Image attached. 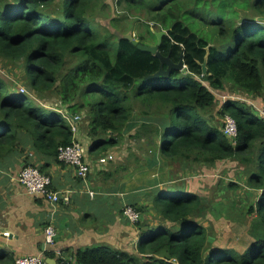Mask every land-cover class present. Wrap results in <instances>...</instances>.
<instances>
[{"label":"trees","instance_id":"16d2710c","mask_svg":"<svg viewBox=\"0 0 264 264\" xmlns=\"http://www.w3.org/2000/svg\"><path fill=\"white\" fill-rule=\"evenodd\" d=\"M54 1L0 0V58L21 66L28 89L14 91L0 78V162L20 148L58 160V147L74 140L73 116L82 117L79 127L88 120L89 154L104 156L133 127L141 105L146 119L134 137L150 142L155 165L158 152L171 165L213 168L230 160L246 167L247 184L256 192L248 211L257 213L263 231L241 250L213 245L208 228L195 218L205 211L203 196L174 187L159 191L153 204L173 225L141 218L135 253L100 244L82 249L74 260L59 257L57 264H264V119L239 97L217 108V92L227 89L264 98V0H119L128 12L123 21L133 10L147 14H132L147 27L148 36H135L140 43L156 44L155 31L166 30L160 53L186 65L150 79L162 65L157 55L140 50L116 23L103 34L97 29L102 25L91 11L107 7L106 0ZM44 94L57 96L63 110L32 97ZM227 115L237 121V136L223 131ZM37 163L27 160L24 167L45 172ZM46 255L56 258L54 252ZM15 260L0 248V264Z\"/></svg>","mask_w":264,"mask_h":264},{"label":"crops","instance_id":"0c3cea01","mask_svg":"<svg viewBox=\"0 0 264 264\" xmlns=\"http://www.w3.org/2000/svg\"><path fill=\"white\" fill-rule=\"evenodd\" d=\"M252 104L257 110L264 101ZM79 128L77 135L88 146L87 129L83 124ZM27 160L44 166L45 172L52 177V188L70 194V203H51L28 194L19 182V174ZM224 162L235 161L220 163ZM133 171L130 166L111 161L93 169L89 178L83 180L78 178L75 167L39 156L32 148L24 153L20 148L17 154L13 153L0 162V248L8 249L15 257L37 254L44 246L45 228L53 225L57 231L53 246L55 260L59 257L74 260L82 249L100 244L135 253L140 228L130 223L122 210L125 205L134 203L154 207L152 200L161 188L154 191L155 195L145 192L146 186L135 185ZM150 213L151 210L145 212L144 217L149 219L150 225L171 224Z\"/></svg>","mask_w":264,"mask_h":264},{"label":"rangeland","instance_id":"374dc122","mask_svg":"<svg viewBox=\"0 0 264 264\" xmlns=\"http://www.w3.org/2000/svg\"><path fill=\"white\" fill-rule=\"evenodd\" d=\"M60 1L62 0H55L54 5L57 6ZM118 1L119 0H106L108 3L107 7L103 9L96 7L95 10L91 11L92 14L96 15L98 21L101 22L102 26L99 25L97 27L100 33H106V27L115 30L118 25L119 29L128 31V34H133L137 39H140L141 33L148 36L147 27L141 22H135L136 19L133 17V15H136L140 16L142 19H146V12L143 10H133V15L131 14L129 18L123 21V15L128 12L125 10L124 5L118 4ZM117 17L120 18V21L114 22V18ZM115 23L117 25H115ZM22 73L23 70L19 64L0 58V78L14 91L28 94L25 83H22ZM229 87H231L230 84ZM228 91L229 89L220 91L221 93L217 92L219 97L217 108H220L229 98L239 97L251 103L264 101L262 97L255 98L247 94L236 96ZM32 97H34L36 103L41 104V102H43L50 109L63 110L59 98L54 94ZM143 109L141 105L136 107L134 123H132L133 127L130 129V132L128 131L129 133H125L121 142L106 152L116 156L114 162H118L122 164V166L132 167L134 170L132 179L135 185L146 186L145 192L150 191L153 192L154 195V191L157 189L161 188L160 191L166 192L169 189L172 190L174 187L184 189L186 192L202 195L205 211L196 214L195 218L199 223L208 228L210 240L213 242V245L226 244L227 246L241 250L253 238L261 237L263 231L257 213L255 212L254 214L248 211L251 204L256 199L254 198L256 192L249 189L247 184L248 171L246 167L242 166V164L237 161L234 163L219 162V166L217 164L213 168H201L195 164L187 166L179 164L171 165L165 158L158 154V152L156 157L158 158V162L155 165L154 153L152 152V145L149 144L150 142L146 139H137L134 137L135 133H132L134 132L132 130L139 128L146 119V116H144L142 112ZM84 121H82V124L84 128L87 129L88 120L86 119ZM150 121L159 123L157 119H152ZM221 122L223 123L224 119H222ZM147 132L149 133L150 130ZM79 140L82 141L80 138ZM83 143L86 144L85 141ZM90 157L93 159L99 156L95 157L94 155L93 157V155L90 154ZM240 167H243V169ZM230 183L235 184V187L230 189ZM246 192H251L252 195H248ZM138 201H140V198ZM152 203L154 204L153 200ZM137 205L142 209V218L145 217V212L148 213L150 210L152 211V213H150L152 216L157 217V215H159V211L155 210L151 204L145 205L143 203L140 205L137 203ZM152 225L155 226L156 224ZM168 225L170 226L173 224L171 223Z\"/></svg>","mask_w":264,"mask_h":264},{"label":"built area","instance_id":"2783aa9c","mask_svg":"<svg viewBox=\"0 0 264 264\" xmlns=\"http://www.w3.org/2000/svg\"><path fill=\"white\" fill-rule=\"evenodd\" d=\"M257 111L264 119V104L260 108H257ZM64 115L66 118H69L66 113H64ZM72 119L71 126L74 133V140L71 144H62L58 147L57 158L60 162L75 167L77 176L86 180L93 169H99L101 165H106L111 161L114 162L116 156L112 153H107L104 156L92 159L89 154L88 146L76 139L79 129L77 123L82 120V117L73 116ZM223 131L227 136H237L238 125L234 117L230 115L225 117ZM19 182L30 195L42 197L51 203H70V194L54 190L52 188V177L48 173L42 172L39 167H24L19 174ZM92 194H94V192H92ZM123 215L132 224H137L142 218V212L131 204L124 206ZM44 232L45 240L42 251L37 254L18 256L16 257L15 264H48L47 259L50 257H48L46 253H55L56 250L53 246L57 237V231L53 225H48Z\"/></svg>","mask_w":264,"mask_h":264},{"label":"water","instance_id":"95a60500","mask_svg":"<svg viewBox=\"0 0 264 264\" xmlns=\"http://www.w3.org/2000/svg\"><path fill=\"white\" fill-rule=\"evenodd\" d=\"M259 20L264 21V17H260ZM155 34L157 36V43L152 44V45L140 43L133 34L126 35V37L130 39L133 42V44L136 45L140 50L151 52L152 54L157 55L161 59L162 65H161L160 70L155 75L148 76L147 79H150L153 77H159L160 75L169 74L173 68L183 70L186 67L183 59L178 64H174L171 61V58L169 56L165 57L164 55L160 53L159 48H160V45L162 44L163 37L167 34V31L166 30L155 31ZM208 58H209V49L205 57V61L202 63L203 74H208ZM165 64L168 65L167 69H164ZM47 262L48 264L50 262L55 264L56 260L52 258H48Z\"/></svg>","mask_w":264,"mask_h":264}]
</instances>
